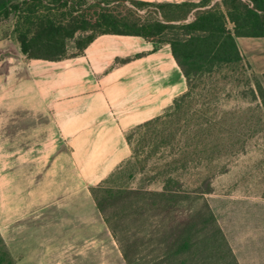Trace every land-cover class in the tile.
Returning <instances> with one entry per match:
<instances>
[{
  "label": "rangeland",
  "instance_id": "374dc122",
  "mask_svg": "<svg viewBox=\"0 0 264 264\" xmlns=\"http://www.w3.org/2000/svg\"><path fill=\"white\" fill-rule=\"evenodd\" d=\"M69 1L82 8L92 2ZM192 2L195 6H191L186 21L220 0ZM69 6L57 7L45 0L38 11L63 19ZM187 8L183 5L175 13ZM16 15L12 11L0 29L14 27ZM89 33L68 41L66 53L75 52ZM238 47L240 61L221 65L210 73L191 74L190 95L167 111L158 124L172 133L166 137L169 146H161L145 158L138 156L136 161L127 158L106 177L105 190L96 192L97 197L110 202L101 216L105 225L109 224L105 230L94 223L79 225L73 219L65 227H53L60 218L70 215L47 207V200L39 204L47 188L73 182L66 160L58 165L64 178L42 176L54 155L61 152L67 157L68 147H0V221L7 220L0 226V234L11 238L7 242L10 246L0 238V264H15L9 247L20 252L23 264H53L54 258L57 264H126L120 244L136 253L139 263H148L166 252L163 243L178 219L197 212L202 203L195 201L190 207L182 203L175 210H161L156 205L138 203L131 193L139 188L158 192L167 177L177 180L192 196L202 182L209 185L202 194L203 202L224 238L218 252L223 259L213 264H264V97L258 88L264 90V72ZM141 133L132 136L134 144H139ZM32 169L36 176L31 175ZM80 197L75 194L66 200L76 202ZM3 206L8 207L7 213ZM13 217L17 220L9 224ZM56 233H66L68 241H47V235ZM88 237L95 241H82ZM156 239L159 246H154Z\"/></svg>",
  "mask_w": 264,
  "mask_h": 264
},
{
  "label": "crops",
  "instance_id": "0c3cea01",
  "mask_svg": "<svg viewBox=\"0 0 264 264\" xmlns=\"http://www.w3.org/2000/svg\"><path fill=\"white\" fill-rule=\"evenodd\" d=\"M236 42L246 56L251 55L253 65L264 72V37H237ZM186 91V78L167 43L155 45L138 35L102 33L78 55L32 59L20 51L13 25L0 29V147H68L67 157L58 152L42 174L64 178L58 165L65 160L69 172H73L70 186L59 185L42 192L39 204L47 200V207L70 215L60 218L53 227H65L73 219L79 225L94 223L106 229L88 187L101 182L129 158L127 131L169 111L174 99ZM31 172L37 175L34 169ZM33 194L35 197L36 191ZM75 194L81 195L80 201L66 200ZM7 210L3 206L5 213ZM10 220L12 224L17 219ZM6 221H0V226ZM0 238L3 243L11 239L3 232ZM47 241L66 242L67 234L47 235ZM9 248L13 263L23 264L20 252ZM52 262L57 264L55 258Z\"/></svg>",
  "mask_w": 264,
  "mask_h": 264
},
{
  "label": "trees",
  "instance_id": "16d2710c",
  "mask_svg": "<svg viewBox=\"0 0 264 264\" xmlns=\"http://www.w3.org/2000/svg\"><path fill=\"white\" fill-rule=\"evenodd\" d=\"M44 1L0 0V21H6L12 11L17 13L13 31L20 51L27 58L56 60L75 56L102 33L138 35L155 45L167 43L187 82V91L174 99L172 108L190 95L191 74L210 73L216 67L241 60L237 37H264V0H220L196 13L189 21H186L187 15L191 6H195L192 1L91 0V4L82 8L69 0H47V4L57 7L70 5L68 11L63 13V19H57L47 12L39 13V6ZM183 5L189 8L176 14V8ZM86 32L90 33L77 45V50L67 54V42ZM262 77L264 81V73ZM258 88L261 97H264V90L261 86ZM167 114L165 112L142 122L126 132L125 138L131 150L129 158L136 161L138 156L145 158L151 155V151L169 146L166 137H171L172 133L158 127ZM138 132H142L139 144H134L132 136ZM106 182L108 180L105 178L89 187L101 216L110 202L106 197H97L96 192L104 191ZM207 186L206 182H202L196 196H192L177 180L167 177L158 192L141 188L131 192L138 203L156 205L161 210H175L182 203L190 207L195 201H202L197 212L187 213L178 219L163 243L166 252L153 257L146 264H213L212 261L223 259L218 252L224 238L207 204L203 202L202 194ZM111 231L114 233L112 227ZM159 244L160 240L156 239L154 246ZM120 247L126 264H141L138 255L131 253L129 247L121 244Z\"/></svg>",
  "mask_w": 264,
  "mask_h": 264
}]
</instances>
